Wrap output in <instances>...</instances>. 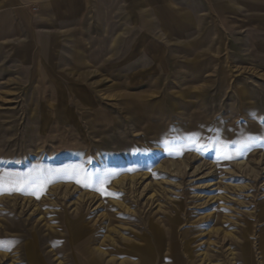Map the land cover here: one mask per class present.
<instances>
[{"label":"rangeland","instance_id":"obj_1","mask_svg":"<svg viewBox=\"0 0 264 264\" xmlns=\"http://www.w3.org/2000/svg\"><path fill=\"white\" fill-rule=\"evenodd\" d=\"M193 1L0 48V264H264V16Z\"/></svg>","mask_w":264,"mask_h":264},{"label":"crops","instance_id":"obj_2","mask_svg":"<svg viewBox=\"0 0 264 264\" xmlns=\"http://www.w3.org/2000/svg\"><path fill=\"white\" fill-rule=\"evenodd\" d=\"M169 1L171 2V0ZM220 1L221 3L217 5L218 8L216 7V11H219V7L224 9V4L230 2L229 0ZM245 1H247L246 6L249 11L247 16L251 19L259 17V19L262 20L264 16V0H244V2ZM170 2L167 0H94V5H91L90 0H0V48L3 46L12 47L13 44L15 47H22L26 45L28 40L34 38L36 40L41 39L38 48L46 53L49 47L44 41V37L54 32L50 31V33H45L43 30L44 27L48 26V29L51 30L53 28L60 30L62 28L84 27V31L87 33V28H91L92 25L99 24L101 26L104 24V21L107 19V12L102 13V11H107L108 9L122 10V7L132 9L134 7L136 10L138 7L159 5L162 9H160V13H158L161 14L160 18L163 20L164 26L167 29L176 30L178 34L185 33L184 31L190 27L189 19L196 20L198 17H203L201 15H192L193 8L191 5L197 3L193 0H182L178 3L174 2L175 5L179 6L178 13L180 16L171 15L172 9L168 7ZM182 3L185 5L180 7ZM33 6L36 7V10H32ZM227 8H229L228 4ZM92 10L96 12L99 11V13H97V18L93 17L94 12L90 17ZM251 10H257V14L256 12L253 14L254 11L251 12ZM48 13L52 14L55 19L42 21L43 14L47 15ZM139 13L141 16H144L143 21L146 22L145 17H148V10ZM120 14L122 13L120 12ZM149 15H151V12ZM220 17L222 16L220 15ZM76 19L79 21L77 22ZM38 29L41 37L36 33ZM105 32H107V30H105ZM99 41L105 43L108 39L100 38ZM76 57L78 58V56L74 58ZM76 234L77 236L80 235L78 233ZM77 236L71 237L72 240H79L76 238ZM83 243L85 244V242H78L77 245H74L83 246ZM34 247V244L32 246L30 244L29 249H33ZM86 260L88 261V259Z\"/></svg>","mask_w":264,"mask_h":264},{"label":"snow or ice","instance_id":"obj_3","mask_svg":"<svg viewBox=\"0 0 264 264\" xmlns=\"http://www.w3.org/2000/svg\"><path fill=\"white\" fill-rule=\"evenodd\" d=\"M242 146H246V145H243L242 144ZM230 158V157H229ZM4 185H5V181H4V179L3 178H0V190H2L3 188H4ZM30 185H26L24 188H19V189H17L16 187H15V185H13L12 187H11V189L10 190H20V191H22V192H26V190H27V187H29Z\"/></svg>","mask_w":264,"mask_h":264}]
</instances>
